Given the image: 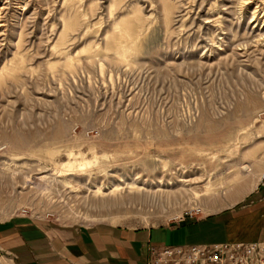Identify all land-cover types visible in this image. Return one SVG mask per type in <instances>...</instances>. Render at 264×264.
<instances>
[{
	"label": "rangeland",
	"instance_id": "374dc122",
	"mask_svg": "<svg viewBox=\"0 0 264 264\" xmlns=\"http://www.w3.org/2000/svg\"><path fill=\"white\" fill-rule=\"evenodd\" d=\"M262 173L264 0H0V225L222 236Z\"/></svg>",
	"mask_w": 264,
	"mask_h": 264
},
{
	"label": "crops",
	"instance_id": "0c3cea01",
	"mask_svg": "<svg viewBox=\"0 0 264 264\" xmlns=\"http://www.w3.org/2000/svg\"><path fill=\"white\" fill-rule=\"evenodd\" d=\"M250 204L233 219L240 222L238 229H226L222 236L208 225L188 235L172 229H63L16 219L0 225V247L14 255L10 264H147L150 243L180 246L264 241V196Z\"/></svg>",
	"mask_w": 264,
	"mask_h": 264
},
{
	"label": "built area",
	"instance_id": "2783aa9c",
	"mask_svg": "<svg viewBox=\"0 0 264 264\" xmlns=\"http://www.w3.org/2000/svg\"><path fill=\"white\" fill-rule=\"evenodd\" d=\"M148 264H264V242L149 246Z\"/></svg>",
	"mask_w": 264,
	"mask_h": 264
},
{
	"label": "bare ground",
	"instance_id": "6f19581e",
	"mask_svg": "<svg viewBox=\"0 0 264 264\" xmlns=\"http://www.w3.org/2000/svg\"><path fill=\"white\" fill-rule=\"evenodd\" d=\"M262 174H261V176L259 175V178L252 183L247 181V180L239 183L237 188H236V191H235V193H237L236 200L237 199L240 200V199L244 198L247 194H249L257 186V184H258L257 182H259L262 179ZM217 244H219V243H217ZM192 245H195V244H192Z\"/></svg>",
	"mask_w": 264,
	"mask_h": 264
}]
</instances>
